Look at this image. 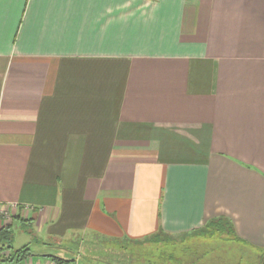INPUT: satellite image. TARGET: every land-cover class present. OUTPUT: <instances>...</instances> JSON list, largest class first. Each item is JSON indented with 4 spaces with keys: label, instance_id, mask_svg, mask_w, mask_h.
<instances>
[{
    "label": "crops",
    "instance_id": "crops-1",
    "mask_svg": "<svg viewBox=\"0 0 264 264\" xmlns=\"http://www.w3.org/2000/svg\"><path fill=\"white\" fill-rule=\"evenodd\" d=\"M9 205L0 227L81 232L21 264H122L96 243L215 218L264 251V0H0Z\"/></svg>",
    "mask_w": 264,
    "mask_h": 264
},
{
    "label": "rangeland",
    "instance_id": "rangeland-1",
    "mask_svg": "<svg viewBox=\"0 0 264 264\" xmlns=\"http://www.w3.org/2000/svg\"><path fill=\"white\" fill-rule=\"evenodd\" d=\"M13 241L12 245L14 248H20L27 245L33 257L28 259L40 258L41 254H50L55 256L59 252V247L62 248L63 252L67 250L73 251L72 258L80 256L83 253H76L79 243H81V232L71 231L68 232L65 237L46 236L45 228L41 232V228L35 225L25 226L20 221H15L13 226ZM80 235V237H79ZM84 246L87 244L83 243ZM96 246H103L108 248V254L113 253L114 255H109V257L120 261L122 264H153L155 257L160 253H169L172 250L175 252L176 256L180 255V251L184 249V260L188 257L190 253L206 252L204 261L212 258L220 259L221 263L218 264H264V251L262 249H254L250 246L240 244L238 241L234 240L232 236L225 234L214 233L212 236L201 234V232L189 233L188 235H179L167 237L164 235H156L153 240L150 239L146 242L140 244H128L117 242L112 247H107L103 243H96ZM119 246H124V250L120 252L118 250ZM66 249V251H65ZM121 250V249H120ZM207 250V251H205ZM190 252V253H189ZM101 255H105L104 251L98 252ZM123 253V254H122ZM77 254V255H76ZM122 254V255H121ZM121 255V257H120ZM64 257L66 259L71 258L70 255L65 253ZM83 261V260H82ZM83 263V262H82ZM4 264H16V263H4Z\"/></svg>",
    "mask_w": 264,
    "mask_h": 264
},
{
    "label": "trees",
    "instance_id": "trees-1",
    "mask_svg": "<svg viewBox=\"0 0 264 264\" xmlns=\"http://www.w3.org/2000/svg\"><path fill=\"white\" fill-rule=\"evenodd\" d=\"M201 232V234H206L209 236H212L214 233H220V234H225V232L236 241H238L240 244L247 245L245 242L241 241L238 239L232 230V227L230 224L227 222L226 219L223 218H215L213 220L208 221L206 225H204L202 228L190 232ZM189 233L181 234V235H188ZM164 236L167 237H172L173 235H167L163 234ZM180 235V236H181ZM179 236V235H175ZM150 239H145L146 242ZM153 240V238H152ZM13 241V230L12 226L10 224L4 225L0 227V263H16V264H21V262L28 257L29 255V249L28 246L25 245L21 248L18 249H13L11 243ZM137 243V241L135 242ZM142 243V242H139ZM248 246V245H247ZM184 249L180 251V255L176 256L175 252L172 250L169 253H160L157 257L154 259L153 264H218L221 263L219 260L216 258H210L206 261H204V257L206 256V252L200 253V252H195V253H190L188 255L189 258L187 260H184ZM207 251V250H205ZM55 258V257H53ZM57 262H61L62 259L55 258Z\"/></svg>",
    "mask_w": 264,
    "mask_h": 264
},
{
    "label": "built area",
    "instance_id": "built-area-1",
    "mask_svg": "<svg viewBox=\"0 0 264 264\" xmlns=\"http://www.w3.org/2000/svg\"><path fill=\"white\" fill-rule=\"evenodd\" d=\"M16 209H17L16 205L0 207V220L2 222L3 221L8 222L12 218L11 212ZM23 264H31V263H23Z\"/></svg>",
    "mask_w": 264,
    "mask_h": 264
}]
</instances>
